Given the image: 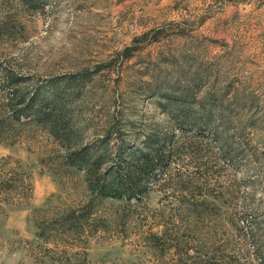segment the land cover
I'll use <instances>...</instances> for the list:
<instances>
[{"label":"rangeland","instance_id":"1","mask_svg":"<svg viewBox=\"0 0 264 264\" xmlns=\"http://www.w3.org/2000/svg\"><path fill=\"white\" fill-rule=\"evenodd\" d=\"M5 78L27 100L60 87L72 143L104 167L168 136L175 155L142 203L104 201L98 230L63 242L50 222L90 194L22 118L0 158L32 191L0 194V264H264V0H0V113Z\"/></svg>","mask_w":264,"mask_h":264},{"label":"trees","instance_id":"2","mask_svg":"<svg viewBox=\"0 0 264 264\" xmlns=\"http://www.w3.org/2000/svg\"><path fill=\"white\" fill-rule=\"evenodd\" d=\"M5 80H8L5 83H10L2 96L0 141L15 134L16 122L22 123V118L24 122L36 123L47 129L65 150L63 164L83 173L90 194L87 203L78 209L64 212L50 222V231L56 232L62 238L61 241L82 239L84 236L87 238L89 234L97 231L98 219L95 215L100 203L107 200L142 203L151 190L164 181L166 172L174 162L175 151L171 144L173 136L161 138L146 147H122L111 163L104 167L103 154L100 151L95 152L89 146L75 147L72 143L68 108L60 87L53 81H45L36 87L33 96L27 100L25 96L19 95V89L16 88V83L20 81L11 78ZM46 88L51 94L45 92V96L40 99ZM6 161L8 158H0V194L6 193L9 198L14 193V202L24 200L32 191L30 181L25 173L18 170L8 172ZM8 198L6 199L9 200ZM145 239L150 249L159 252H166L174 246L168 243L163 234L149 233ZM68 253L64 252L65 255Z\"/></svg>","mask_w":264,"mask_h":264}]
</instances>
